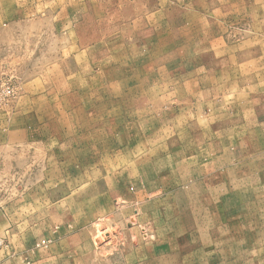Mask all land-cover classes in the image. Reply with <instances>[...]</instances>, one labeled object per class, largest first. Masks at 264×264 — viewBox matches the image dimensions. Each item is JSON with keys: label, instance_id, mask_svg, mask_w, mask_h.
Wrapping results in <instances>:
<instances>
[{"label": "rangeland", "instance_id": "1", "mask_svg": "<svg viewBox=\"0 0 264 264\" xmlns=\"http://www.w3.org/2000/svg\"><path fill=\"white\" fill-rule=\"evenodd\" d=\"M0 264H264V0H0Z\"/></svg>", "mask_w": 264, "mask_h": 264}]
</instances>
